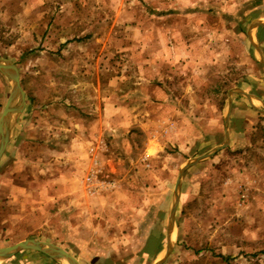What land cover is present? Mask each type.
Segmentation results:
<instances>
[{
	"label": "rangeland",
	"instance_id": "obj_1",
	"mask_svg": "<svg viewBox=\"0 0 264 264\" xmlns=\"http://www.w3.org/2000/svg\"><path fill=\"white\" fill-rule=\"evenodd\" d=\"M255 21L264 23V0H0V55L26 93L0 162V247L36 238L60 242L81 264L162 259L179 171L224 143L230 92L241 90L258 109L232 94L233 138L184 173L163 264H264ZM261 28L251 36L264 58ZM11 90L0 72V117ZM91 142L111 187L90 204L81 181ZM78 199L79 239L63 234ZM149 236L164 239L156 259L142 252Z\"/></svg>",
	"mask_w": 264,
	"mask_h": 264
},
{
	"label": "water",
	"instance_id": "obj_2",
	"mask_svg": "<svg viewBox=\"0 0 264 264\" xmlns=\"http://www.w3.org/2000/svg\"><path fill=\"white\" fill-rule=\"evenodd\" d=\"M261 25H264V23L261 21L253 22L250 27L249 35L253 45H255L257 51L259 52L260 60L264 65V58L261 49L257 45V43L253 41V38L251 36V30L256 26H261ZM0 72L3 73L10 81H12V90L8 96V99L4 106L3 113L0 117V162H1V159L4 156L7 146L12 138L14 120L16 116L20 114L26 106V93L22 87L21 77L18 67L12 61L5 59L1 55H0ZM234 92L244 94L247 97H249L251 102L253 101L252 96L245 93L244 91L241 90L231 91L229 98V105H228V113L225 117L224 143L214 148L212 151H209L205 154H202L198 157H195L187 161L186 164L183 167H181L175 187V198L168 216V224L166 231V235H167L166 253L162 259L156 261L154 264H163L167 260L173 249L172 236L176 227V212L181 198V185H182V179L184 173L190 167L194 166L195 164L205 159L212 157L216 152L225 149L230 144L231 136L229 131V119L232 110V94ZM17 102L21 103V109L19 111H17L16 109ZM25 250H33L43 253L44 255H47L48 257L56 261L58 264H81L76 257H74L68 250H66L62 246L55 244L53 242L36 239V238H28L19 241L11 246L0 247V260L8 259Z\"/></svg>",
	"mask_w": 264,
	"mask_h": 264
},
{
	"label": "crops",
	"instance_id": "obj_3",
	"mask_svg": "<svg viewBox=\"0 0 264 264\" xmlns=\"http://www.w3.org/2000/svg\"><path fill=\"white\" fill-rule=\"evenodd\" d=\"M261 96V95H260ZM262 97V96H261ZM258 101H259V99L258 100H255L254 101V103H253V101L251 102V106H252V108L254 107V108H258L257 107V103H258ZM260 101H262V100H260ZM257 110V109H256ZM241 136H242V134H237L236 135V139L238 138H241ZM233 137H231V139H232ZM95 149H94V147H93V143L91 142V144H90V147H89V150L87 151V164L89 163V169L87 170V172H89L90 170L92 171V170H94L95 169V166H96V164H95V162L97 161V159L95 158L97 155H96V153H95V151H94ZM86 156V155H85ZM103 158H106L105 156L103 157ZM104 162V161H103ZM102 167H103V169H105L106 167H105V164L103 163L102 164ZM90 171V172H91ZM81 185H82V187H83V190L86 192V194H87V203H92V202H94V200H98V199H100V198H102V197H105L106 196V194L107 193H105V192H103V193H101V194H92V193H90L89 191H88V189H87V187H86V185H85V180H83V181H81ZM81 199H78L76 202H77V204L79 205L78 207H77V209H76V207H75V210H74V216H73V222H72V224L70 225L69 223H70V219L68 218V217H66L65 215H64V232H63V234H65V235H68V236H71V235H73V236H77V239H79L78 238V234H77V232L79 231V230H81V223L79 222V220H80V217H79V215L81 214L80 212H79V209L78 208H80V204H81V202L82 201H80ZM85 201V202H86ZM90 203V204H91ZM68 219V220H67ZM77 230V231H76ZM34 237L36 236V235H33ZM80 236V235H79ZM150 237V236H149ZM148 237V238H149ZM154 237V236H153ZM166 238H167V235H166ZM157 239H158V242L161 244V248H160V250H158L159 252H157V255L155 256V257H153L154 259H156L157 257H158V255L164 250V239H163V236H158L157 237ZM54 243V242H53ZM59 243V245H61L60 244V242H58ZM166 246H167V243H166ZM67 250V249H66ZM35 254H37V253H35ZM44 256V257H43ZM46 255H35L34 256V258H32L30 261H28L26 264H54V263H51L48 259H45L46 257H45Z\"/></svg>",
	"mask_w": 264,
	"mask_h": 264
},
{
	"label": "built area",
	"instance_id": "obj_4",
	"mask_svg": "<svg viewBox=\"0 0 264 264\" xmlns=\"http://www.w3.org/2000/svg\"><path fill=\"white\" fill-rule=\"evenodd\" d=\"M95 164L97 165L98 161H96ZM101 172V169L95 168L85 179V185L88 191L92 194H101L111 187V181L99 176Z\"/></svg>",
	"mask_w": 264,
	"mask_h": 264
},
{
	"label": "trees",
	"instance_id": "obj_5",
	"mask_svg": "<svg viewBox=\"0 0 264 264\" xmlns=\"http://www.w3.org/2000/svg\"><path fill=\"white\" fill-rule=\"evenodd\" d=\"M262 32H264V28H261V30L259 31V33ZM259 37L262 40L264 36L262 34H259ZM153 246H155L156 249H152ZM160 248H161V244L158 242V239L156 237L151 236L147 240V243L142 252L143 254L147 253L149 256L155 257L157 255V252H159L158 250H160Z\"/></svg>",
	"mask_w": 264,
	"mask_h": 264
},
{
	"label": "bare ground",
	"instance_id": "obj_6",
	"mask_svg": "<svg viewBox=\"0 0 264 264\" xmlns=\"http://www.w3.org/2000/svg\"><path fill=\"white\" fill-rule=\"evenodd\" d=\"M16 109H17V111H19L20 109H21V103H16Z\"/></svg>",
	"mask_w": 264,
	"mask_h": 264
}]
</instances>
